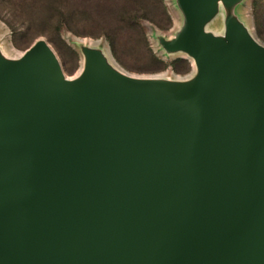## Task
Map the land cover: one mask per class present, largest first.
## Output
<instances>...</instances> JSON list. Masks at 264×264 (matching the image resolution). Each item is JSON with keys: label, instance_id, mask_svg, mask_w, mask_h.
Masks as SVG:
<instances>
[{"label": "water", "instance_id": "1", "mask_svg": "<svg viewBox=\"0 0 264 264\" xmlns=\"http://www.w3.org/2000/svg\"><path fill=\"white\" fill-rule=\"evenodd\" d=\"M242 2L176 0L156 40L190 77L81 43L67 79L44 42L0 50V264H264V45Z\"/></svg>", "mask_w": 264, "mask_h": 264}, {"label": "rangeland", "instance_id": "2", "mask_svg": "<svg viewBox=\"0 0 264 264\" xmlns=\"http://www.w3.org/2000/svg\"><path fill=\"white\" fill-rule=\"evenodd\" d=\"M234 11L264 45V0H243ZM0 16L12 24L0 18L4 56L19 57L44 42L68 78L83 67L81 43L103 47L114 65L130 75L190 77L194 72L191 59L182 53L164 56L156 40L157 35L172 37L182 24L176 0H44L37 8L22 6V0H0ZM223 25L220 14L206 27L218 35Z\"/></svg>", "mask_w": 264, "mask_h": 264}, {"label": "trees", "instance_id": "3", "mask_svg": "<svg viewBox=\"0 0 264 264\" xmlns=\"http://www.w3.org/2000/svg\"><path fill=\"white\" fill-rule=\"evenodd\" d=\"M42 4H44V0H22V6H30L31 8H37ZM22 14H23L22 16H26L25 12H23V10H22ZM0 18L4 22H6L8 24V26L12 27V24L9 21L3 19L2 16H0ZM23 22H25V21H23ZM60 24H61V22L59 23V26H60ZM27 27H29V26H27Z\"/></svg>", "mask_w": 264, "mask_h": 264}, {"label": "bare ground", "instance_id": "4", "mask_svg": "<svg viewBox=\"0 0 264 264\" xmlns=\"http://www.w3.org/2000/svg\"><path fill=\"white\" fill-rule=\"evenodd\" d=\"M24 54V52L22 53V55ZM20 56V55H19ZM80 72H81V70L75 75V76H73V77H71V78H68L67 77V79H74V78H76V77H78L79 76V74H80Z\"/></svg>", "mask_w": 264, "mask_h": 264}]
</instances>
